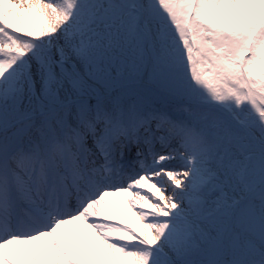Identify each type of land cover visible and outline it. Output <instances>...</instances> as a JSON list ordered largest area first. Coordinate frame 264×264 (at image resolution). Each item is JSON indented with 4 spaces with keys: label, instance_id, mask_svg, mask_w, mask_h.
Instances as JSON below:
<instances>
[{
    "label": "snow or ice",
    "instance_id": "snow-or-ice-1",
    "mask_svg": "<svg viewBox=\"0 0 264 264\" xmlns=\"http://www.w3.org/2000/svg\"><path fill=\"white\" fill-rule=\"evenodd\" d=\"M0 264H264V0H0Z\"/></svg>",
    "mask_w": 264,
    "mask_h": 264
}]
</instances>
